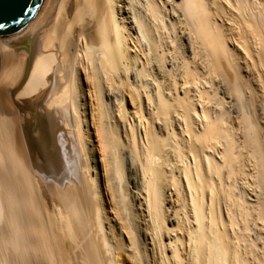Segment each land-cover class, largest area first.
<instances>
[{
    "label": "bare ground",
    "instance_id": "obj_1",
    "mask_svg": "<svg viewBox=\"0 0 264 264\" xmlns=\"http://www.w3.org/2000/svg\"><path fill=\"white\" fill-rule=\"evenodd\" d=\"M84 89L105 180L118 131L133 154L153 264H264V0H47L9 34L0 264L144 263L104 231Z\"/></svg>",
    "mask_w": 264,
    "mask_h": 264
},
{
    "label": "rangeland",
    "instance_id": "obj_2",
    "mask_svg": "<svg viewBox=\"0 0 264 264\" xmlns=\"http://www.w3.org/2000/svg\"><path fill=\"white\" fill-rule=\"evenodd\" d=\"M87 88V87H86ZM89 89V88H88ZM87 90L84 89V95L83 101H82V108H83V121L84 126H82L83 131L86 133V153L87 157L90 158V160L87 162L88 166L91 168L89 172V182L93 187L95 188V191H97L95 196L97 197L96 200L100 201L102 207L104 208V211L106 214H103L104 219V231L107 233L110 241L115 246L117 242L119 244L121 243L125 249H128L129 253L132 255L134 252L138 253L139 256L143 260V264H153L155 259V250H152L149 243L150 239L146 238L145 236H142L141 233H139V224L141 221L137 219V206L139 203H141V200L139 199V196L133 195L131 191H137V182L134 181L135 179V171L133 170L131 166V160L133 159V154H131V151L129 150V147L127 146V142H125L124 138L121 136L120 132L118 131V151L115 154V157L110 159V165L115 164V161L119 165L120 177L119 179L112 176L113 178H110L107 182L104 178V172H105V157L102 156V149L101 144L99 143L97 132H96V126L93 123L92 118V110L95 107V99L92 98L91 94L86 92ZM127 107V104H126ZM128 108H130L128 106ZM231 109V108H230ZM94 112V111H93ZM134 118H136L134 116ZM113 124V121H112ZM143 132V128L141 129V133ZM128 147V148H127ZM86 153L85 157H86ZM118 157H117V156ZM90 162V163H89ZM93 171V172H92ZM116 178V179H115ZM112 179V180H111ZM118 179V180H117ZM92 182V183H91ZM114 187V188H113ZM117 187V188H116ZM136 187V188H135ZM124 189V190H123ZM262 190V189H259ZM258 188L256 189L257 195H261V200L263 199V209H264V190L259 191ZM261 192V193H258ZM114 192V193H113ZM111 193V194H110ZM263 194V195H262ZM120 196H123V199L119 200L121 198ZM263 196V197H262ZM125 197V198H124ZM116 202V203H115ZM117 202L119 204L123 203L122 205L118 204L120 208L124 209L123 216L124 223H126V228L121 227V221L117 219V216L114 212V206H117ZM224 200H222V204L225 205ZM123 206V207H122ZM144 206L140 205V208L143 209ZM125 213V214H124ZM264 214V212H263ZM105 216V217H104ZM140 223H139V222ZM261 220H259L260 222ZM122 222V223H123ZM141 227V224H140ZM129 231V234H128ZM141 232V231H140ZM128 235L130 238H128ZM264 236V235H263ZM262 236V237H263ZM261 237V236H260ZM131 239V240H130ZM260 242V241H259ZM130 248V249H129ZM133 248V249H132ZM154 254V255H153Z\"/></svg>",
    "mask_w": 264,
    "mask_h": 264
},
{
    "label": "water",
    "instance_id": "obj_3",
    "mask_svg": "<svg viewBox=\"0 0 264 264\" xmlns=\"http://www.w3.org/2000/svg\"><path fill=\"white\" fill-rule=\"evenodd\" d=\"M47 0H0V60L6 37L25 28L44 9Z\"/></svg>",
    "mask_w": 264,
    "mask_h": 264
}]
</instances>
